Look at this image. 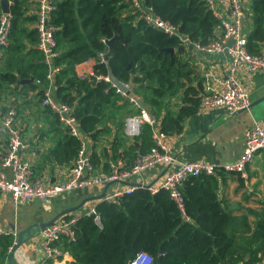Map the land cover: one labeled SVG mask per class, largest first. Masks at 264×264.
I'll return each instance as SVG.
<instances>
[{
    "label": "trees",
    "instance_id": "obj_1",
    "mask_svg": "<svg viewBox=\"0 0 264 264\" xmlns=\"http://www.w3.org/2000/svg\"><path fill=\"white\" fill-rule=\"evenodd\" d=\"M9 1L12 24L9 43L0 60V92L7 89L24 97L34 91V103L39 104L48 82L46 65L35 48L36 15L30 12L35 0ZM142 3L175 25L180 36L191 43L205 45L216 36L219 18L207 0ZM249 12L247 49L258 53L264 41V0H249ZM52 22L58 51L54 97L73 106L80 129L93 141L111 131V123L118 129L107 154L99 155L92 149L97 167L108 166L100 156L116 158L120 153L130 165L137 153L153 145L152 130L143 124L132 141L124 138L121 130L130 111L128 103L94 75H78L77 64L93 59L94 73H110L130 81L132 92L169 135L180 133L185 120L198 111L199 98L204 93L202 80L195 76L190 53L177 49L184 42L179 36L151 27L127 0H55ZM109 38L114 39L107 45L103 39ZM100 52L107 55L106 59L100 60ZM23 78L33 81L19 83ZM173 97L178 98L172 109L169 104ZM42 113L53 134V145L45 157L70 163L80 140L61 126L48 107H43ZM225 172L221 169L213 175L201 173L186 179L181 186L182 208L168 192L150 193L140 187L118 202L99 201L96 206L102 228L92 217L83 216L75 224V239L63 237L58 245L72 256L68 264H128L138 251L149 253L151 264L260 263L264 261V205L260 210L249 209V214H233L225 199L218 196L219 179ZM13 239L11 234L0 235V263L5 262Z\"/></svg>",
    "mask_w": 264,
    "mask_h": 264
},
{
    "label": "built area",
    "instance_id": "obj_2",
    "mask_svg": "<svg viewBox=\"0 0 264 264\" xmlns=\"http://www.w3.org/2000/svg\"><path fill=\"white\" fill-rule=\"evenodd\" d=\"M54 1L35 0L34 4L36 15L34 27L37 31L35 48L42 55V61L46 65L45 78L48 82L44 88L41 105L48 107L56 114L61 126L80 140L79 148L61 180L50 182L44 177L33 175L29 161L23 159V150L27 148V143L22 138L21 125L17 119V108L15 105L8 106L2 114L0 124V130L7 139L0 158V192L9 194L15 204L35 199L47 204L53 198L68 192L103 188L106 183H112L101 198L86 201L78 209L60 215L39 231L41 256L37 264H46L50 259L61 258L64 252L58 243L63 237L69 240L75 239L74 227L81 217H92L94 223L102 228L96 206L99 201L118 202L140 187L146 188L150 193L159 190L166 191L170 198L182 208L181 186L186 179L201 173L213 175L221 169L246 177V168L253 161L254 156L259 152H264V121H255L244 131V149L235 161L223 165L198 160L176 162L170 152V135L160 129L159 119L144 106L141 98L132 92V83L119 80L110 73L92 71L90 74L94 75L96 80L106 82L107 89H112L129 105L130 111L123 121L122 136L132 141L139 134L142 125L148 124L151 127L153 139V145L146 152L137 153L130 165H127L126 159L120 153L116 158L107 161L108 166L105 169L101 166L97 167L92 160L90 148V142L93 140L89 134L80 129L79 122L73 114V106L59 101L53 95L54 74L58 71V66L55 65V58L58 55L54 35L56 26L52 22ZM127 1L135 11L139 12V17L151 27L168 35L179 36L183 44L190 43L186 38L182 39L175 25L155 14L151 7L143 5L142 0ZM207 1L214 12L213 0ZM222 1L227 6L228 14L226 18H222L215 13L219 18L218 35L215 32V38L205 45L193 44L194 48L200 51L225 52L230 56L229 63L222 68L220 76L216 78L219 86H206V91L200 96L198 105L200 110L220 108L230 114L245 109L250 104L248 90L237 76L238 70L247 74L255 72L264 74V53H251L247 49V39L243 31L245 0ZM11 24V13L0 11V60L9 43ZM98 55L102 61L104 53L100 52ZM116 130L112 128L111 135H114ZM157 165L165 167L160 180L155 184L140 182L143 172ZM2 234L6 233L0 224V235ZM152 261L153 258L149 253L138 251L128 261V264H151ZM21 264H27V261Z\"/></svg>",
    "mask_w": 264,
    "mask_h": 264
},
{
    "label": "crops",
    "instance_id": "obj_3",
    "mask_svg": "<svg viewBox=\"0 0 264 264\" xmlns=\"http://www.w3.org/2000/svg\"><path fill=\"white\" fill-rule=\"evenodd\" d=\"M213 5L214 13L222 18L227 17L228 9L222 0H213ZM30 12L34 13V6L31 7ZM250 29L249 0H245L243 18L245 35ZM219 31L220 27L217 26L215 31L217 35ZM187 44L184 45L187 46ZM185 50L190 53L195 66V76L197 79L201 78L204 92L208 85L219 86L216 78L220 76L222 68L229 63L230 56L225 52H206L194 47L192 50ZM259 52L264 53V41L259 44ZM94 63L93 59L79 63L75 66V71L78 75L90 74ZM237 76L247 88L252 105L230 114L220 108L202 110L198 108L193 116L185 120L180 133L170 135V152L176 162L198 160L223 165L235 161L240 156L245 144L244 131L255 121H264V74L260 72L247 74L238 70ZM15 93L16 91L10 90L8 98L12 103L15 102L14 104L18 105L20 110L18 120L23 141L27 143V148L23 150V159L29 161L33 175L44 177L50 182L61 180L72 161L57 163L45 157L46 150L53 145V134L49 132L48 121L42 113L44 106L42 107L41 103H34L36 97L34 91H29L24 97ZM177 98L170 99V108L173 109L172 104L177 101ZM8 106L2 98L0 124L4 109ZM114 135H111V131L100 135L98 140L90 142L91 150L94 148L99 155L107 154ZM6 144V136L0 130V158ZM119 150L122 151V147ZM100 157L105 162L111 159L104 155ZM164 169L163 165H157L145 170L140 182L157 183ZM238 175L225 172L223 178L219 179L218 196L225 199V204L233 214H249V209L260 210L264 205V152H259L254 156L253 161L246 168V177H242L243 181L239 180ZM95 189L97 191L91 189L68 192L53 198L47 204L39 199L15 204L9 194L0 192V224L4 233L11 234L15 239L19 229L34 222L49 220L63 208L77 206L84 198L96 196L102 191L100 187ZM40 241L39 233L36 237L27 240L15 251V261L19 262L18 264L25 261L27 264H37L41 256ZM63 252L60 259H50L46 264H68L72 256L64 250ZM6 258L5 262L0 264H7Z\"/></svg>",
    "mask_w": 264,
    "mask_h": 264
},
{
    "label": "water",
    "instance_id": "obj_4",
    "mask_svg": "<svg viewBox=\"0 0 264 264\" xmlns=\"http://www.w3.org/2000/svg\"><path fill=\"white\" fill-rule=\"evenodd\" d=\"M9 3H10L9 0H0V8H1V11L2 12H10ZM113 39L114 38H109V39L105 40V43L107 45H109L110 43H112ZM182 39H185V37H182ZM193 47H194V44L190 42V43L187 44V46H185L184 44H182L177 49L178 50H185V49L192 50ZM166 50H168L170 52H173L174 51L173 48H167ZM106 57H107V55L104 54V59H106ZM32 81H33V78H23V79H19V83H30ZM251 105L252 104H249V106H251ZM241 110H244V109H241ZM237 111H240V110H237ZM164 171H165V169L163 170V172ZM111 183L112 182L106 183L103 186L101 193H99L98 195L84 198V200L81 202V204H79L77 206L65 207L60 212H58L57 214H55L52 218H50L49 220L41 221V222H34V223H32V224H30V225H28V226H26V227H24L22 229H19L16 232V237L13 240V243H12V245H11L9 251H8L7 258H6V263L7 264H18L15 261L14 254H15V251L19 247H21L22 244H24L27 240H30L31 238L36 237L38 235L39 231L42 228H44L47 225H49L50 223H52L60 215L78 209L82 205V203L85 202V201L95 200V199L101 198L105 194V191H106L107 187Z\"/></svg>",
    "mask_w": 264,
    "mask_h": 264
},
{
    "label": "rangeland",
    "instance_id": "obj_5",
    "mask_svg": "<svg viewBox=\"0 0 264 264\" xmlns=\"http://www.w3.org/2000/svg\"><path fill=\"white\" fill-rule=\"evenodd\" d=\"M9 92H10V90H7V89L4 90V91H1V92H0L1 99H2V98L4 99L5 105H7V106H8V105H9V106H10V105H13V104L15 103V102L12 103L11 100H10V98H8ZM36 100H37V98L35 97V101H36ZM143 104H144V103H143ZM14 105H15L16 108H18L17 111L20 112V110H19V106L16 105V104H14ZM144 106H145V105H144ZM145 107L147 108V106H145ZM147 109H148V108H147ZM148 110H149V109H148ZM149 111H150V110H149ZM18 115H19V114H18ZM18 117H19V116H17V119H18ZM110 125H111V129H112V128H117L113 123H111ZM117 130H118V129H117ZM93 191H97V189L94 188ZM261 264H264V263L262 262Z\"/></svg>",
    "mask_w": 264,
    "mask_h": 264
}]
</instances>
